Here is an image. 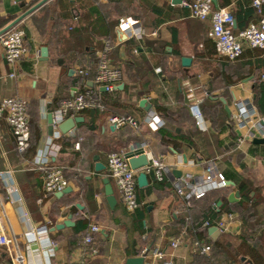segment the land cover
Wrapping results in <instances>:
<instances>
[{
    "label": "crops",
    "instance_id": "obj_1",
    "mask_svg": "<svg viewBox=\"0 0 264 264\" xmlns=\"http://www.w3.org/2000/svg\"><path fill=\"white\" fill-rule=\"evenodd\" d=\"M39 1L0 0V30ZM214 5L233 13L235 33L262 16L252 0H214ZM127 16L142 22L141 39L118 33L119 20ZM17 25L26 30L27 54L12 67L0 42V101L25 98L41 137L28 158L17 151L9 123L0 118V194L11 239L9 246H0V264H127L136 256H145L144 264L165 259L174 264H264V143L247 137L264 135L260 124L264 114L257 103L258 85L264 84L263 48L243 42L241 56L228 60L216 49L211 20L191 16L188 8L172 0H48ZM107 42L111 61L122 68L125 78L108 92L105 102L106 91L93 78ZM184 57L191 60L188 66L183 65ZM84 83L98 91L107 109L70 115L83 121L68 133L54 128L50 133L49 114L82 92ZM143 99L165 121L158 129L146 121L150 110L141 104ZM240 103L247 109L246 119L240 117ZM158 106L166 107V113ZM118 114L132 116L138 127H115L110 117ZM30 128L33 136L31 124ZM130 130L138 140L125 150L142 146L166 166L163 184L148 193L138 192L139 207L133 212L124 206L107 171L109 139L127 136ZM243 137L247 139L240 143ZM51 141L60 150L49 164L64 168L66 192H48L44 187L39 165ZM96 155L106 165L99 172ZM211 166L225 175L228 186L185 202L177 193L173 170L200 178ZM105 177L117 198L114 208L106 197ZM10 186L17 190L10 192ZM237 190L240 196L230 200ZM228 213L233 214L231 219ZM207 219L213 221L211 226L220 221L224 225L218 226L221 233L216 239L208 227L201 240L211 245V251L202 254L194 240L200 239L198 233L205 229L201 224ZM82 220L87 221L84 228ZM64 221L69 225L52 229ZM40 225L48 226L55 242L53 254L39 250L38 243L30 244L27 232ZM92 225L100 231L93 242L85 243ZM177 237L182 241L174 248L171 241ZM217 241L223 247H215ZM93 248L97 253L90 255ZM156 249L164 256L157 257Z\"/></svg>",
    "mask_w": 264,
    "mask_h": 264
},
{
    "label": "built area",
    "instance_id": "obj_2",
    "mask_svg": "<svg viewBox=\"0 0 264 264\" xmlns=\"http://www.w3.org/2000/svg\"><path fill=\"white\" fill-rule=\"evenodd\" d=\"M182 5L188 8L191 16L201 20H211L212 35L216 45V49L221 56L228 60H237L243 53V42L247 43L252 48L264 49V13L262 8L264 0H252V5L256 11L262 14L259 22H251L248 26L243 28L238 33L233 31L235 18L233 13L226 8H217L214 5V0H183ZM118 26L130 38L141 39L145 30L142 22L131 16L123 17L119 20ZM26 30L20 25H15L2 35H0V42L5 50V58L9 65L15 67L17 63L27 54V47L25 46ZM111 45L107 42L104 49H102L98 56L96 74L93 78L94 83L98 87H103L107 92H113L117 85L124 80V72L121 67L112 63L109 56ZM82 74H88L87 70H80ZM14 76V73L11 74ZM264 78V75H263ZM94 108L99 111L107 109L98 91L94 89H87L84 92H79L70 98L63 100L58 108L52 112L53 128L58 131L59 124L70 115L81 112L84 109ZM240 117L248 118V112L240 103ZM0 118H5L9 123L13 134L15 135L16 147L19 153H24L31 145V128L30 117L28 113V103L25 98L20 96L5 97L0 101ZM197 118H201V114H197ZM264 119V118H263ZM146 121L153 127L158 129L165 121L156 112L150 110L146 117ZM110 122L115 127H120L129 124L132 127H138V121L130 115L118 114L110 117ZM254 134H249L248 139H252ZM247 137L240 138V143H243ZM135 148V147H134ZM133 148V149H134ZM60 150V145L51 141L47 152L46 159L39 165V168L44 173V187L48 192H62L68 185V181L64 176V168L62 166L49 164V159L56 156ZM132 150V149H130ZM145 150V149H144ZM113 151L108 154L107 171L108 176L114 181L119 196L129 212L135 211L139 207L138 200V174L145 172L149 178L154 181H162L165 176V163L159 158L150 154H146L149 159L148 165L133 169L125 156V152ZM0 175H3L0 173ZM7 182L9 180L6 179ZM228 186V180L222 172L210 167L205 170L200 178H194L192 174H186L178 178L176 186L178 195L189 202L192 198H201L205 196L210 190L217 188H224ZM12 187V186H10ZM17 188L12 187L10 192H15ZM3 202L0 194V226L2 224ZM24 217H28L27 212L23 213ZM227 217L231 219L233 214L228 213ZM212 224L210 220H205L200 228H208ZM224 221H220L218 226H223ZM100 231L98 225L90 226L87 234L84 237L85 243H91L94 240V234ZM49 230L47 225L33 226L27 237L30 239V244L38 243L41 251H47L48 254H53V247L55 242L49 237ZM182 241V237H177L171 241V246L176 248ZM11 243L10 237L7 233L0 232V246H9ZM196 249L202 253L207 254L211 251V245L201 239L194 240ZM97 250L93 248L90 255H95ZM154 254L157 257H163L164 253L160 249H156ZM22 260L23 257L18 258ZM49 264V263H48ZM159 264H174L170 259H165Z\"/></svg>",
    "mask_w": 264,
    "mask_h": 264
},
{
    "label": "water",
    "instance_id": "obj_3",
    "mask_svg": "<svg viewBox=\"0 0 264 264\" xmlns=\"http://www.w3.org/2000/svg\"><path fill=\"white\" fill-rule=\"evenodd\" d=\"M47 1L48 0H40L38 3H36L32 7H30L29 9H27L23 14H21L15 20H13L8 25H6L4 28H2L0 30V35H2L4 32L9 30L13 26L17 25L20 21H22L24 18H26L28 15H30L32 12H34L36 9L41 7ZM172 2H173V4H182L183 0H172ZM117 31H118L119 34H122V31H121L120 27L117 28ZM123 37L127 38L126 35H124ZM47 51H48L47 48L43 47L42 48V56H46L47 55ZM182 62H183V65L188 66L190 64L191 60L188 57H184L182 59ZM91 85H93V82H91ZM122 85H124V84H122ZM101 90H105V89L103 87H101ZM141 104L147 110L151 109V104L148 103L146 101V99H143L141 101ZM81 121H83V118L81 116H67L59 124V129L63 133H68L71 130H73L74 128H76L77 123L81 122ZM48 122H49L50 133H52L53 132V124H52L53 116H52V113H50L49 116H48ZM260 124L262 126V132L264 134V127H263L264 120H261ZM253 142L254 143H264V135H262V136H254L253 137ZM125 156H126V158H128V161H129L131 167L133 169H136V170L148 165V163H149L148 156H147V154H146V152H145V150H144V148L142 146H138V147H135L132 150L126 151L125 152ZM94 158L96 160V162H95V170L97 172L103 170L106 167V165L99 160V157L97 155ZM173 174L177 178H180V177L183 176L182 170H179V169L173 170ZM137 180H138V185L141 188L147 187L148 184H149V176L143 171L139 172ZM103 181L106 184L105 193H106L107 200H108L110 206L114 208L116 203H117V198L115 196L113 186L111 185L110 180H109L108 177H105L103 179ZM66 191H67V189H64L62 192H66ZM239 196H240V191L237 190V191L231 193L229 198H230V200H234V199L238 198ZM69 223L70 222H68V221H64L62 223H57L54 227H52V229L63 228L64 226L69 225ZM209 233H210V235H211V237L213 239H216L219 236V234L221 233V229L218 226H211V227H209ZM242 260H246V257L243 256ZM144 261H145V256H136V257L128 258L127 264H144Z\"/></svg>",
    "mask_w": 264,
    "mask_h": 264
},
{
    "label": "trees",
    "instance_id": "obj_4",
    "mask_svg": "<svg viewBox=\"0 0 264 264\" xmlns=\"http://www.w3.org/2000/svg\"><path fill=\"white\" fill-rule=\"evenodd\" d=\"M130 40L134 41L133 39H130ZM84 85H85V83H84ZM87 88L88 87L85 85V87H83L81 89V91L84 92ZM258 89H259V91H258L257 103H258V106H259V111L264 114V84H259L258 85ZM102 95L104 97L103 98L104 101L108 102V100L106 99V96L108 95V92L107 91L106 92H102ZM157 110L164 114V112L166 113L167 108L166 107H162V106H158ZM97 111H99V110L98 109H94V108H88V109L82 110L81 112H83L85 114H92V113L95 114ZM30 124H31V127L32 126L34 127L33 136H31V145L24 153H20V154H25L28 158H32V156L35 154L36 145H37V143H38V141H39V139L41 137V131H40L38 125H37V122L35 121V119L33 117L30 119ZM128 132H129V134L127 136H116V137H113V138L109 139V143H110L111 147L108 148V151H110V152H112V151L121 152V151L127 149L131 142H134V141L138 140V137L133 135L131 133L132 132L131 130L128 131ZM14 140H15V135H14ZM15 143H16V140H15ZM16 149H17V147H16ZM105 149H106V147H105ZM6 150H8V149H6ZM0 153H1V145H0ZM1 161H2V159L0 158V165H1ZM150 180H151L150 181V185H148L147 187H145V188L138 187L137 188L139 194L142 193V191L148 193V192H150L151 189L160 186V184L162 185L163 182H164V181H154L152 178H150ZM241 189H242V187H241ZM143 211H145V208L143 209ZM143 214H144V212H143ZM142 220H143V218L141 219V221ZM210 222L213 223L212 220H210ZM86 224H87V221H85V220L81 221L82 228H84L86 226ZM207 232H208V228H205L203 231L199 232L198 233L199 234V238L203 239L205 236H207ZM214 245H215V247H223V244L219 243L218 241L215 242ZM228 255L231 258L234 259L233 255H230V254H228ZM217 263H220V262H217Z\"/></svg>",
    "mask_w": 264,
    "mask_h": 264
},
{
    "label": "rangeland",
    "instance_id": "obj_5",
    "mask_svg": "<svg viewBox=\"0 0 264 264\" xmlns=\"http://www.w3.org/2000/svg\"><path fill=\"white\" fill-rule=\"evenodd\" d=\"M2 224H1V226H0V232L1 233H7V235H9V231H8V227H7V222H6V220H5V218H4V216H3V214H2ZM9 237V236H8ZM19 245V247L21 248V247H23L22 246V244H18Z\"/></svg>",
    "mask_w": 264,
    "mask_h": 264
}]
</instances>
